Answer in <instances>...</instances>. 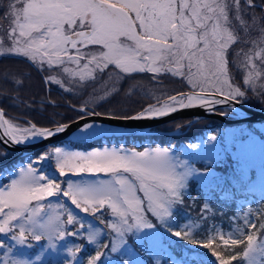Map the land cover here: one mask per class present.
I'll return each instance as SVG.
<instances>
[{
	"label": "snow or ice",
	"instance_id": "snow-or-ice-1",
	"mask_svg": "<svg viewBox=\"0 0 264 264\" xmlns=\"http://www.w3.org/2000/svg\"><path fill=\"white\" fill-rule=\"evenodd\" d=\"M256 7L264 9V3L257 4L256 0H9L3 12L9 23L0 36V55L22 56L41 70L65 76L71 86H65V79L57 75L45 77L47 83H55L65 92L82 94L91 87L88 98L78 108L69 105L83 113L79 120L100 115L95 106L118 95L119 83L137 73H151L154 80L159 75L178 76L186 80L192 91L168 95L166 99L153 96L155 104L132 115L118 117L113 113L108 119L151 120L194 107L214 112L217 105L234 107L233 102L242 103L247 91H253L264 104V16H256L253 11ZM241 44L251 48L230 52L234 45ZM230 55L232 63L239 62V66L247 69L243 77L244 84L249 86L247 90L237 86L229 75ZM134 87L130 85L125 95L130 96ZM70 126V123H55L53 127H38L31 122L28 126H18L13 120L5 119L0 108V128L4 129L6 145L47 140L66 132ZM94 127L95 121L87 122L80 125V131L88 133ZM216 140L215 134L209 138V142ZM224 158L232 159L227 148ZM49 161L54 162V168L47 175L34 167ZM233 163L230 176L216 177L211 165L201 171L178 157L172 146L136 150L121 145L90 151L49 147L26 165L6 173L8 183H0V234L12 242L0 239V249H4L0 264H80L84 246H67L62 242L69 237H81L88 243H96L105 234L104 229L113 239L102 247L112 253L124 249L123 255L129 256L121 264H144L128 246L130 234L136 245L142 247L151 242L160 246L165 258H157L155 264H197L196 248L211 250L218 264H232L237 256L222 255L216 247L227 250L238 245L245 246L242 255L248 264H258L257 254L264 256V239L258 240L255 230L264 232V222L252 223L251 210L244 213L243 224L233 231L222 232L213 227L203 240L193 234L199 225L186 224L180 231L169 227L184 202L190 179L199 175L235 183L244 177L245 169L239 158ZM70 174H103L107 178L66 179L64 188L53 178ZM61 197L80 212L97 217L100 223L103 221L99 215L104 212L111 219L103 228L85 224ZM202 207L205 212L211 210L207 202ZM261 215L264 217V213ZM149 217L157 220L170 237L178 242L186 241L193 249L177 253L172 241L156 231L158 226ZM70 227L75 230L69 231ZM248 228L253 231L246 232ZM42 240L47 243L34 258L16 254L20 248H33ZM61 250L66 253L63 258ZM104 255L97 250L87 258L86 264H100Z\"/></svg>",
	"mask_w": 264,
	"mask_h": 264
},
{
	"label": "rangeland",
	"instance_id": "rangeland-1",
	"mask_svg": "<svg viewBox=\"0 0 264 264\" xmlns=\"http://www.w3.org/2000/svg\"><path fill=\"white\" fill-rule=\"evenodd\" d=\"M8 2L9 0H0V26H2L0 27V36L4 35V30L7 28L8 23H9L8 20L4 18V15H3L4 8L8 4ZM253 11L255 12L257 17H261L262 11L260 8L256 7ZM263 16H264V13H263ZM241 47H244L245 51H247L249 48H251V45H248L246 47L242 44L234 45L232 49H230V52L232 50H239ZM19 57H22V56H19ZM229 60H230L229 75L231 79L234 81V83L237 86L241 87L242 90H247L249 86L245 85L243 82V77L247 75V69L239 66V62L232 63L233 57L231 55L229 56ZM33 65L40 72V75L43 80H44V77L42 75V72L45 77L50 74L57 75L58 78L65 79L66 81L65 86H71L65 76L59 75L55 71L41 70L38 65H35V64ZM17 76L19 75H16V77ZM22 78L26 79L25 83H30L32 85H35V88L32 89V92H35V90H37V88L40 85L38 78L20 75L18 79L22 81ZM13 82L15 81H10V84L13 85ZM44 83H45V80H44ZM259 83L260 81H257V85H259ZM45 85H46V91H45L46 96L43 99V101H47V102L54 101L55 102L54 104H57L60 102L61 104H64L67 107V109L65 108L64 111L67 113V116L70 118L67 122L78 117L76 116L77 114H80V115L83 114L78 111L77 113L74 112L73 108H71L69 105H75L79 107L81 103L88 98V93L91 92L92 90L91 87L87 88L82 94L79 92L73 94V93L65 92L63 88H61L59 85H56L55 83H48V85L45 83ZM130 85H134L135 87L132 91V94L128 96V95H125V92L129 89ZM118 86L120 87L121 92L118 95L112 96L113 97L112 103H117L123 100H126L128 102L129 100H131L133 101L131 106H135L141 103L143 104V108L149 104L156 103L155 99H153V96L158 95V96H161L162 99H164L168 95H171L176 92H180L183 90H192L184 78L173 76V75H159L154 80L153 74L151 73H137V74H133L131 78L125 77L119 83ZM42 89H44L43 86H42ZM0 90L4 92H9L7 95H0L1 105L3 104L9 107L8 108L9 110L13 108L12 110L13 113L10 114L9 112L6 111L7 109L5 110V108L2 107L5 110L4 111L5 116L7 118L9 117L8 118L9 120H13L19 126H28V122L35 123L32 121L34 117L32 118L31 116H25L26 113L23 114L24 110L20 108L19 105L22 104L24 101H22V99L19 98L20 96L18 97V94L14 92H10L8 90H2V89ZM197 91H199V89H197ZM27 96H28L27 99L29 101H33L32 99H30V94L27 93ZM111 98L107 99L106 101L111 100ZM244 101L252 105H255V106L264 105L259 102L256 95H254L253 91H247V98ZM104 102L105 101L99 102L95 106V111L99 112V108L97 107L100 104L102 108H105V106L109 105L107 103L105 104ZM127 102H120L119 105L124 106L127 104ZM27 105L29 104L27 103ZM42 106H44V102L42 103ZM143 108H141V110ZM18 109H20L21 111ZM219 110L231 111L229 109H219ZM56 114L50 113L51 117H53L52 119L53 123L50 124L49 126H53L55 123H63L62 120L64 117H62V114L58 113L57 114L58 116ZM103 114H113V113H103ZM119 116H124V115H119ZM183 118H187V117H183ZM189 119L182 121L179 118H177L174 120L163 122V123L153 126L151 130L153 131H155V129L156 130H176L177 133L169 134V135L178 136L182 133L187 132L191 128L192 124L195 123L194 122L192 124H189V123L187 124V121ZM205 119H208V118H205ZM210 123H212V121L211 122L203 121L204 126H207V128L211 127V129L204 130L200 134L201 136L199 135L194 140L181 141L179 143H176V142L173 143L171 141L167 143L146 142L144 144L143 143L139 144L137 142H126L124 140L115 141L113 139L107 140L106 138H102V137H108V136H113V137L120 136V135L112 134V135H107V136L105 135V136L97 137V138H102L103 140L98 145H94V144L84 145L85 142L91 141L89 140L85 142H78V143H82L79 145L77 144L75 145L74 142L72 143L63 142L57 145H50V146L48 145V146L49 147L63 146V147H68L71 150H80V151H90L93 148H98V147L99 148L119 147L121 145L127 148H135L136 150H143L144 147H155L157 145L165 146V147L172 146L178 157L184 160H188L190 164H192L195 168L200 169L201 171H203L206 166L211 165L213 169V175L216 177L230 176L232 174V170L234 167L233 161L239 158L242 161V164L245 169V175L242 179L238 180L235 183H227L224 180H214L208 176H199V175L193 176L189 181V186H188L187 191L185 192L184 202H183V203H186L188 201H192L195 198L201 199L200 201H202V204L200 203L201 204L200 212H202L201 217H204L207 213L204 211L202 206L205 202H207L209 197L214 196L215 193L212 190H209L208 192H206L205 189L203 188L204 187L203 185H206L207 183L218 182L219 185L223 187L222 189L223 193H221V195L227 196L226 199L230 201L234 200L235 206H234L233 211H230V219H228L227 221L211 220V225L208 226L207 233L210 234L213 227H215L216 229L222 232H229V231H233L236 226H240L243 224L244 213L249 212V210H251L250 212L251 222L255 223V217L253 215L252 208H254L255 203L258 202V197L256 195H253L252 192L253 193L256 192L257 194L264 193V121L254 122V124H248L250 122L221 123L218 121L216 123L217 125H215L214 128H212L213 127L212 125L209 126ZM36 125L39 127H49L48 125H38V124ZM101 129H103V126L100 128H95L94 130L89 132L87 135L92 134V133L94 134L96 133V131H99ZM214 134L217 135V140L209 142L210 136ZM123 135H128V134H123ZM97 138H94V139H97ZM192 144H198L200 145V147L199 148L188 147L189 145H192ZM46 146L47 145H45L44 147ZM48 148L46 150H48ZM225 148H227L232 153V159L224 158ZM41 154L42 153H40L39 155ZM36 157L27 158L25 161H22L21 163H19L18 166H15L14 168H12L10 171H14L17 167L26 165L30 160L35 159ZM34 167L41 169L47 175L49 174L50 170L54 168V162L49 161L48 163L34 164ZM6 169L7 168H4L3 171H0V183L2 184H6L9 182L6 179L4 180V177L6 176L5 174L9 172V171L8 172L4 171ZM53 178H56L57 182L61 184L62 188H64L65 187L64 181L66 179H81V178L83 179H104L107 177L103 174L101 175L89 174V175H84V176L70 174L68 176L53 177ZM192 182L196 183L194 184L195 189L193 192L190 191V189L192 188V186L190 185L193 184ZM242 184H246V187L242 186ZM232 187L236 189L238 187H241L239 191L248 190L250 192L243 193V194H238V193L232 194L237 191L236 189H233ZM226 188H230V190L227 193L223 191ZM60 200L68 204L69 207H73L63 197H61ZM52 202L55 203L56 201L52 200ZM181 210L182 211H179L181 213V218L176 217L177 216L175 215L177 213L176 212L174 214V220L169 225L170 228L175 225L181 226L182 228H184V225L186 224L199 225V227H197L195 230L202 228V224L200 220L191 218L192 214H195V212L190 213L191 215L187 214L188 213L187 210L191 212V209L186 208V206L182 207ZM73 211L75 214L83 218L85 224L91 223L94 227L103 228L104 224H106L111 219L108 212H104L103 215L98 214L99 220L103 221V223H100L98 222L97 217L84 214L80 212L79 210L75 209L74 207H73ZM149 219H152V222L154 224H157L158 227L156 231L161 236L168 235V233H165L163 231L164 229L162 227H159V222L157 220H155L152 217H149ZM171 229L172 231L174 230L173 228ZM249 229L250 228L245 229V231L249 232ZM72 230H75V229L70 227L69 231H72ZM104 231H105V234L101 235L96 243H88L86 239L81 238V237H76V238L69 237L66 241H63L62 243L66 244L67 246H71L72 244L82 245L83 242H87V244L84 245L83 251L84 250L88 251L90 249H93V250L97 249L105 254L102 257L100 264H121V261H128L129 256L123 255L124 249H121L120 252L112 253L109 251V249L102 247V245L110 244V241L113 239L112 236H109L107 234L108 232L107 229H104ZM141 235H144V233H141ZM256 235H257L258 240L264 239V232L260 231ZM171 238L173 240L176 239L174 237H171ZM0 239L5 240V242L7 243H12L9 237L3 234H0ZM128 239H129L128 246L134 249V251L137 254V258L143 261L144 264H155V260L157 258H161V259L165 258V254L162 252L159 245L149 242V243H146L142 247L138 245L139 247L138 249L135 247L136 244L134 243V237L131 234L129 235ZM46 243H47L46 240H42L41 242L35 244L33 248L37 246L36 251H34L35 249L33 248H20L16 252V254L17 255L24 254L29 257L34 258V255L39 253L41 246L46 245ZM193 247H194L193 245L188 244V246L182 247V249L184 251L186 249H193ZM239 249H241V252L243 253V251L245 250V246L244 245H242V247L236 246L235 248H233V251H238ZM141 250H143V252L146 255H143L141 253ZM195 251L198 253V257H197L198 264H202V261L206 262L207 264H216L217 262L216 260L214 261L209 260V254L207 255L206 253L201 252L199 248H196ZM3 253H4V249H0V255H3ZM82 253L80 254V262L83 258ZM65 256H66V253L61 250L60 257L63 258ZM46 258H47V254H46ZM245 261H246V264H248V261L246 258H245ZM257 261H258V264H264V256H260L257 254Z\"/></svg>",
	"mask_w": 264,
	"mask_h": 264
},
{
	"label": "trees",
	"instance_id": "trees-1",
	"mask_svg": "<svg viewBox=\"0 0 264 264\" xmlns=\"http://www.w3.org/2000/svg\"><path fill=\"white\" fill-rule=\"evenodd\" d=\"M256 3L257 4L264 3V0H256ZM257 8H260V7H257ZM261 11L263 12V9H261ZM262 12H261V16H263ZM238 71H239V69H238ZM16 75H19V76L25 75L27 77L38 78L40 85L37 88V90H35V92H32V89L35 88V85H32L30 83H25L26 79H24V78H22V81H21L22 83L17 84L15 82H13V85H11L10 81L19 80L18 79L19 76L16 77ZM42 86L44 87V89H42ZM0 89L8 90L10 92H14V93L18 94V97L20 96L19 98L22 99V101H24L22 104L19 105V107L24 110L23 114L26 113L25 116H31L32 118L34 117V119L32 121L38 125H48L49 126L50 124H52L53 123V121H52L53 117H51L50 113L62 114V117H64L62 122H65V121L67 122L70 119L67 116V113L64 111L65 108L67 109V107L64 104H61V102L57 103V104H51L47 101H43V99L46 96V93H45L46 85L44 83V80L42 79L40 72L36 69V67L30 61L26 60L23 57H19L17 55H4L0 58ZM0 92L5 93L4 95H7L9 93V92L1 91V90H0ZM27 93L30 94V99H32L33 101H29L27 99L28 98ZM112 100H113V97L111 98V100L104 102L105 104L106 103L109 104L108 106H105V108H102L101 104L98 105L97 108H99V112H101V113H114L116 115H131V114L136 113L137 111H140L141 108H143V104H141V103L137 104L135 106H131V104L133 102L131 100H129L128 102L126 100L120 101V102H127V104L124 106H120L119 105L120 102L112 103ZM43 102H44V106H42ZM27 103L29 105H27ZM0 105H1V103H0ZM1 106L3 108H5L3 104ZM5 110H6V108H5ZM18 110H20V109H18ZM73 111L77 113V111H75V110H73ZM9 112H11V111H9ZM11 113H13V112H11ZM79 115L80 114H77L76 116H79ZM179 119L182 121H185L188 118H179ZM216 120L217 119H215V118L201 119V120L195 122L194 124H192L191 128L187 132L182 133L178 136L169 135V134L161 132V133H147V134H128V135H120V136H115V137L108 136L105 138L107 140H112V139L115 141L124 140L126 142H137L139 144L140 143L144 144L146 142L167 143V142H171V141L173 143L174 142L179 143L181 141L194 140L204 130L211 129V127L207 128V126H204L203 121L204 122H206V121L211 122V121H216ZM166 124H168V123H166ZM248 124H254V122H250ZM211 125L213 126L212 128H214V126L217 124L216 123H210L209 126H211ZM102 138H97V139L91 140L89 142H85L84 145L85 144L98 145L99 143H101L103 141ZM74 144L79 145L82 143L74 142ZM48 147L49 146L42 147V148H39L33 152H29V153H26V154H23L20 156H15L14 158H12V156L15 154V152L5 148L0 143V171H3L4 168H7L4 171L8 172L12 168H14L15 166H18V164L21 163L22 161H25L27 158L36 157L40 153H43ZM5 179L7 181H9L7 177H4V180ZM192 183L193 184L190 185V186H192V188L190 189L191 192L194 191V189H195L194 184H196L195 182H192ZM203 186H204L203 188L205 189L206 192H208L209 190H212L215 193L214 196L209 197V199L207 200V203L210 205L211 210L206 212L207 214L204 216L206 218L201 217L202 212H200V210H201L202 201H200L201 199H198V198H195L192 201H188L186 203L179 205V208L176 211L177 213L175 212L176 213L175 215H177L176 216L177 218H181V213L179 211H182L181 208L184 206H186V208L191 209V212H189L187 210V212H188L187 214L195 212V214H192L191 218L196 219V220H200L201 224H202V228L194 230L193 234L195 235L196 239H200V240H203L208 235L207 228L209 225H211V220L227 221L228 219H230V211H233L234 206H235L234 200L230 201V200L226 199L227 196L221 195V193H223L222 192L223 187L220 186L218 182L207 183L206 185H203ZM242 186L246 187V184H242ZM228 187H230V186H228ZM240 188L241 187H238L237 189L233 188V189H236L237 191L235 193H232V194H236V193L243 194V193L250 192L248 190H245V191L240 190L239 191ZM229 190H230V188H226L223 191L225 193H227ZM252 194L256 195L258 197V202L255 203L254 208H252L253 215L255 217V224L258 225L259 223L264 222V217H262V215H261L262 213H264V193L263 194L262 193L257 194L256 192H254V193L252 192ZM187 196H189V195H187ZM223 199H225V200H223ZM171 228L174 229L173 231L184 230V228H182L181 226H176V225L171 227ZM252 231H253V229H249V232H252ZM260 231L261 230H259L258 228L255 230L256 234ZM164 232L167 233L166 231H164ZM164 237H165V239H170L172 241L173 246H174L177 253L183 251L182 247L188 246V244H189L186 241L178 242L176 239L173 240L169 235H165ZM216 243L219 244V241H217ZM238 246L242 247V245H238ZM135 247L139 249L138 245H135ZM199 250L201 252L206 253L207 255L209 254V260H211V261L216 260L217 261L216 257L213 256L211 250L202 249V248H199ZM96 251H97V249L96 250L90 249L88 251L84 250L82 253L83 258H82L80 264H86L87 258L91 255H95ZM216 251L221 252V254L225 255V256L236 255L237 260L233 261L232 264H246V261L242 255L241 249H239L238 251H233V248H231V247L227 250L223 249L222 247H216ZM141 253L143 255H146L143 252V250H141ZM202 264H207V263L202 261ZM216 264H218V262H216Z\"/></svg>",
	"mask_w": 264,
	"mask_h": 264
},
{
	"label": "water",
	"instance_id": "water-1",
	"mask_svg": "<svg viewBox=\"0 0 264 264\" xmlns=\"http://www.w3.org/2000/svg\"><path fill=\"white\" fill-rule=\"evenodd\" d=\"M264 13V12H263ZM2 55H0L1 57ZM42 75L45 80V76L42 72ZM45 83H48L45 80ZM192 90H183L180 92L173 93L171 95H178L180 93H190ZM165 97L164 99H166ZM234 107L232 105H217L216 110L214 112L208 111L201 107H194L189 109L178 110L175 113H170L166 117H161L157 119L151 120H124V119H108L107 116L110 114H103L98 111L100 115L97 116H86L84 120H79V117L63 123H70L71 126L68 130L62 134L49 138L47 140H35L32 143H25L21 145L8 144L6 145L3 141L6 139L4 136V129L0 128V143L7 149L12 150L15 154L12 156H20L26 153H29L35 149L40 147H44L45 145H51L60 142H78L77 140H81V142L89 141L97 137L107 136V135H123V134H147V133H166V134H175L176 130H156L153 131L151 128L153 126L158 125L163 122H167L170 120H174L177 118L190 117L187 121V124H192L196 121L205 118H216L221 123H237V122H261L264 121V105L255 106L250 103L243 101L242 103L236 104ZM78 108V106H76ZM0 108L1 105H0ZM219 109H229L231 111H224ZM4 110V109H3ZM5 111V110H4ZM139 112V111H138ZM221 112H228V115H220ZM132 115V114H131ZM120 117L119 115H117ZM6 117V116H5ZM95 121V124L103 126V129L96 131V133H92L87 135L88 133H84L80 131V125ZM54 126V125H53ZM49 126V127H53ZM39 127V126H38ZM82 245H86V243H82Z\"/></svg>",
	"mask_w": 264,
	"mask_h": 264
},
{
	"label": "flooded vegetation",
	"instance_id": "flooded-vegetation-1",
	"mask_svg": "<svg viewBox=\"0 0 264 264\" xmlns=\"http://www.w3.org/2000/svg\"><path fill=\"white\" fill-rule=\"evenodd\" d=\"M264 10V9H263ZM4 107L7 109V112H9V111H11L12 112V110H13V108L11 109V110H9L8 108L9 107H7V106H5L4 105ZM11 112H9V113H11ZM16 115V114H15ZM188 119L190 118V117H187ZM218 122V120H216V121H212V123H217Z\"/></svg>",
	"mask_w": 264,
	"mask_h": 264
},
{
	"label": "bare ground",
	"instance_id": "bare-ground-1",
	"mask_svg": "<svg viewBox=\"0 0 264 264\" xmlns=\"http://www.w3.org/2000/svg\"><path fill=\"white\" fill-rule=\"evenodd\" d=\"M8 118H9V117H8ZM8 118H7V117H5V119H8ZM8 120H9V119H8ZM18 126H19V125H18ZM100 127H101L100 125H98V124H95V127H94V129H95V128H100ZM94 129H93V130H94ZM88 133H89V132H88ZM82 134H84V133H82Z\"/></svg>",
	"mask_w": 264,
	"mask_h": 264
}]
</instances>
